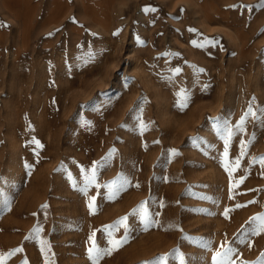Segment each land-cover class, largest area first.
<instances>
[{"label":"rangeland","instance_id":"obj_1","mask_svg":"<svg viewBox=\"0 0 264 264\" xmlns=\"http://www.w3.org/2000/svg\"><path fill=\"white\" fill-rule=\"evenodd\" d=\"M262 4L0 0L3 264H264Z\"/></svg>","mask_w":264,"mask_h":264},{"label":"snow or ice","instance_id":"obj_2","mask_svg":"<svg viewBox=\"0 0 264 264\" xmlns=\"http://www.w3.org/2000/svg\"><path fill=\"white\" fill-rule=\"evenodd\" d=\"M262 7H264V4L261 5ZM6 27V25H4ZM246 116H251L254 119L256 118V114L252 111L251 107L249 108V111L246 113ZM243 122V121H242ZM227 148H228V141H225V156H227ZM246 148V145H242V151L243 149ZM238 161H237V165H238ZM260 163L262 166H264V157H262L260 159ZM226 170H227V166H226ZM231 175V173H230ZM89 207L91 208L92 205L90 204ZM225 215H227V213H225ZM254 221H259V224L257 225L256 228V234H259V232H264V216H259V217H254L253 218ZM145 221H146V226H147V213L145 212ZM122 225H124L125 229L127 230V225H126V218L122 219L120 222ZM90 240L92 241V246L89 248V258L93 259L94 264H96V261L98 258L102 257L103 255L106 254H110L111 251H114L115 248H109V249H100L99 247H97V245L95 244V241L93 240L92 237H90ZM110 243H112V241H110ZM124 243V241H116V247H119L120 245H122ZM231 250L228 249L227 251L223 252V253H217L216 256L213 257L214 260V264H224L225 258L228 256L229 252ZM11 255V254H9ZM0 264H3V260L2 258H0Z\"/></svg>","mask_w":264,"mask_h":264}]
</instances>
